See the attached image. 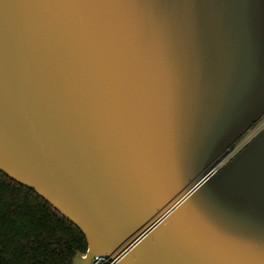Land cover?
Wrapping results in <instances>:
<instances>
[{"label": "water", "instance_id": "95a60500", "mask_svg": "<svg viewBox=\"0 0 264 264\" xmlns=\"http://www.w3.org/2000/svg\"><path fill=\"white\" fill-rule=\"evenodd\" d=\"M264 0H0V171L118 264H264Z\"/></svg>", "mask_w": 264, "mask_h": 264}, {"label": "trees", "instance_id": "16d2710c", "mask_svg": "<svg viewBox=\"0 0 264 264\" xmlns=\"http://www.w3.org/2000/svg\"><path fill=\"white\" fill-rule=\"evenodd\" d=\"M87 250L86 236L74 223L0 171V264H73Z\"/></svg>", "mask_w": 264, "mask_h": 264}, {"label": "built area", "instance_id": "2783aa9c", "mask_svg": "<svg viewBox=\"0 0 264 264\" xmlns=\"http://www.w3.org/2000/svg\"><path fill=\"white\" fill-rule=\"evenodd\" d=\"M264 129V126L260 127L256 133L251 135L239 149L230 151L229 155L221 160L214 168L215 171L220 170L240 149H242L248 142H250L260 131ZM90 264H118L117 260L112 259L104 255H98L92 259Z\"/></svg>", "mask_w": 264, "mask_h": 264}, {"label": "rangeland", "instance_id": "374dc122", "mask_svg": "<svg viewBox=\"0 0 264 264\" xmlns=\"http://www.w3.org/2000/svg\"><path fill=\"white\" fill-rule=\"evenodd\" d=\"M262 126H264V116L257 122V123H255L254 125H253V127L248 131V132H246L245 133V135L244 136H242L235 144V147H234V149H239L242 145H243V143L251 136V135H253L254 133H256V131L260 128V127H262ZM233 149V150H234Z\"/></svg>", "mask_w": 264, "mask_h": 264}, {"label": "flooded vegetation", "instance_id": "af4514ba", "mask_svg": "<svg viewBox=\"0 0 264 264\" xmlns=\"http://www.w3.org/2000/svg\"><path fill=\"white\" fill-rule=\"evenodd\" d=\"M257 123V122H256ZM241 150V149H240Z\"/></svg>", "mask_w": 264, "mask_h": 264}]
</instances>
